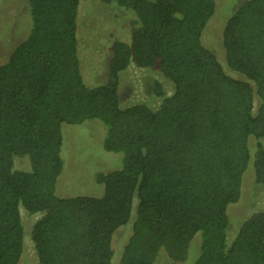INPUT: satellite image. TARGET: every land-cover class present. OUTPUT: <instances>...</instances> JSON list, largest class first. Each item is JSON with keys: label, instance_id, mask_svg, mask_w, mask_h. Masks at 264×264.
<instances>
[{"label": "trees", "instance_id": "obj_1", "mask_svg": "<svg viewBox=\"0 0 264 264\" xmlns=\"http://www.w3.org/2000/svg\"><path fill=\"white\" fill-rule=\"evenodd\" d=\"M131 9L137 26L114 39L103 82L88 86L77 47L79 0H27L30 27L0 62V264H19V206L40 215L30 237L39 264H111L112 237L134 208L119 264H264V208L227 242L229 204L243 175L264 188V0H245L225 21V66L201 40L215 0H102ZM156 67L173 85L156 108L119 104V72ZM258 103L254 107V97ZM97 119L119 168L96 172L100 196H59L62 124ZM255 139L250 150L249 138ZM26 155L29 170L14 166ZM135 201V206H134Z\"/></svg>", "mask_w": 264, "mask_h": 264}, {"label": "rangeland", "instance_id": "obj_2", "mask_svg": "<svg viewBox=\"0 0 264 264\" xmlns=\"http://www.w3.org/2000/svg\"><path fill=\"white\" fill-rule=\"evenodd\" d=\"M245 0H215V11L207 21L201 40L210 48L231 76L239 74L229 70L224 64L222 30L225 21ZM137 26V17L131 9L117 5L114 1L79 0L77 14V47L80 68L84 82L92 86L106 78L107 63L114 39L128 41L130 33ZM30 16L27 0H0V62L14 46L28 33ZM159 82L165 95L173 90L172 83L156 67L140 68L129 64L119 72V104L125 107L134 103H144L156 108L161 97L154 94L155 83ZM258 99L254 97V107ZM63 142L61 157L62 171L59 174L55 192L59 196L93 195L103 193V185L95 181L96 172H106L119 168L121 152L106 151L102 147L104 125L97 119H87L79 124H62ZM255 139L250 137L248 145L254 150ZM14 166L29 170L30 162L26 155L14 156ZM251 167L243 175L241 195L237 202L227 208V242L236 234L240 223L255 211L264 208V188L252 177ZM134 201V206H135ZM129 221L118 228L112 237L113 254L111 264H119V256L130 233L134 208ZM23 225V251L19 264H39L34 251L30 232L40 213H31L19 206ZM200 237L196 234L189 242L187 255L181 264H193L199 249ZM166 252L161 249L155 264H168Z\"/></svg>", "mask_w": 264, "mask_h": 264}]
</instances>
